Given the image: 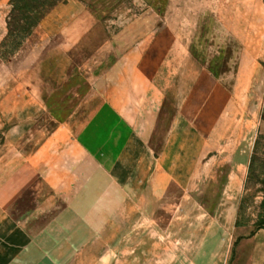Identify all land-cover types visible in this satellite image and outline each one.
Returning <instances> with one entry per match:
<instances>
[{
	"label": "rangeland",
	"instance_id": "374dc122",
	"mask_svg": "<svg viewBox=\"0 0 264 264\" xmlns=\"http://www.w3.org/2000/svg\"><path fill=\"white\" fill-rule=\"evenodd\" d=\"M22 19L0 0V148L70 95L139 72L151 180L136 167L104 232L108 264H247L241 244L264 231V0H58L26 36ZM33 99L38 117L16 110ZM30 251L0 227V264H55Z\"/></svg>",
	"mask_w": 264,
	"mask_h": 264
},
{
	"label": "crops",
	"instance_id": "0c3cea01",
	"mask_svg": "<svg viewBox=\"0 0 264 264\" xmlns=\"http://www.w3.org/2000/svg\"><path fill=\"white\" fill-rule=\"evenodd\" d=\"M134 76L106 85L101 80L90 94L70 95L54 115L33 122L24 139L18 136L25 134L24 124L6 131L0 215L7 218L0 227L16 231L17 245L31 248L32 255L55 264L112 262L102 253L104 232L112 228L120 200L135 194L136 167L143 168V183L151 180V155L147 162L141 158L151 141L150 104L143 95L137 99L133 88L145 92L146 85L139 72ZM6 103L8 96L0 95V131L8 127ZM39 104L33 99L31 107L16 110L36 118ZM240 248L247 264H264V231Z\"/></svg>",
	"mask_w": 264,
	"mask_h": 264
},
{
	"label": "trees",
	"instance_id": "16d2710c",
	"mask_svg": "<svg viewBox=\"0 0 264 264\" xmlns=\"http://www.w3.org/2000/svg\"><path fill=\"white\" fill-rule=\"evenodd\" d=\"M26 0H12L13 5L21 12V16L23 17L21 22V32L28 35L31 29L37 24L41 12L58 2V0H35L34 5L31 6L30 3L24 5ZM29 10V11H28ZM34 13V17L30 16Z\"/></svg>",
	"mask_w": 264,
	"mask_h": 264
}]
</instances>
